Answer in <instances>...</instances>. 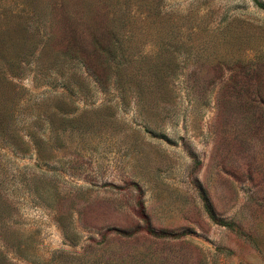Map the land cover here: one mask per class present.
<instances>
[{"label": "rangeland", "instance_id": "374dc122", "mask_svg": "<svg viewBox=\"0 0 264 264\" xmlns=\"http://www.w3.org/2000/svg\"><path fill=\"white\" fill-rule=\"evenodd\" d=\"M0 264H264V9L0 0Z\"/></svg>", "mask_w": 264, "mask_h": 264}, {"label": "trees", "instance_id": "16d2710c", "mask_svg": "<svg viewBox=\"0 0 264 264\" xmlns=\"http://www.w3.org/2000/svg\"><path fill=\"white\" fill-rule=\"evenodd\" d=\"M259 7L263 8L264 9V2L263 1H260V0H253ZM212 217L214 218V220H216L217 222H221L222 224L224 225H228V226H231L233 227L234 224L231 223V222H228V221H219V219H217L214 215H212ZM147 231L155 236H162V234L156 232L155 230L151 229L150 227L147 229Z\"/></svg>", "mask_w": 264, "mask_h": 264}]
</instances>
